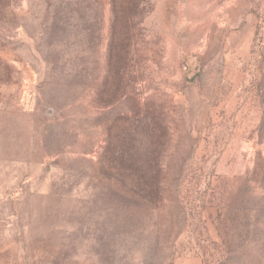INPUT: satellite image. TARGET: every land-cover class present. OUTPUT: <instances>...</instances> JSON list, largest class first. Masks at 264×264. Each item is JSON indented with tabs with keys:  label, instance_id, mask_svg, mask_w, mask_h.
I'll use <instances>...</instances> for the list:
<instances>
[{
	"label": "rangeland",
	"instance_id": "374dc122",
	"mask_svg": "<svg viewBox=\"0 0 264 264\" xmlns=\"http://www.w3.org/2000/svg\"><path fill=\"white\" fill-rule=\"evenodd\" d=\"M151 100L156 194L107 153ZM0 264H264V0H0Z\"/></svg>",
	"mask_w": 264,
	"mask_h": 264
},
{
	"label": "trees",
	"instance_id": "16d2710c",
	"mask_svg": "<svg viewBox=\"0 0 264 264\" xmlns=\"http://www.w3.org/2000/svg\"><path fill=\"white\" fill-rule=\"evenodd\" d=\"M132 8L134 12H137L139 10L138 4L135 2L132 5ZM122 9L119 8L116 12V9L114 10V16H115V25L116 21L119 18L118 12H122ZM115 33L112 34L113 41L117 44L119 42L115 41L114 37ZM129 44V35L128 32L125 31L123 28V31L120 36H118L119 40H122L123 42H126ZM127 50L122 45H110L108 52H107V80L106 84L108 92H113L116 90H119V88L124 87L123 81L125 79L126 71H125V65H126V58H127ZM115 86V88H113ZM124 93L121 94L123 96ZM111 104H114L112 102ZM150 106L153 105V102H149ZM156 106V107H154ZM147 118L148 120L146 121ZM125 119V118H124ZM137 120H145L142 122L133 123L132 132L128 134V137L123 138L120 135L124 134V130H121L122 134L116 135V130H118V126L120 124H124V120L122 121H115L113 124L112 130L114 131V138L116 141H114L113 144L116 146L109 147L107 153H109V159L112 160L114 157H118L119 161L124 160V157H140L141 149L146 148L147 150V157H152L151 159L147 160V168L149 171H154V175L150 177H139V181L137 182H131L132 186L137 188H145L148 189L150 192L155 193L157 192V189L159 188V173L162 170V165L159 161L155 159V157H158V151L161 149H167L171 145V128L170 125L166 119V111L163 107L162 103H156L154 104L151 109L146 112V117L144 118H136ZM120 123V124H118ZM144 140L145 143H144ZM139 154V156L137 155ZM135 155V156H134ZM160 156V154H159ZM106 157V156H105ZM143 164L140 166L141 169H143L145 165V161L142 162ZM135 167V165H133ZM139 168V167H138ZM139 168V169H140ZM164 168V165L163 167ZM163 176V175H162ZM120 180H124V177H121ZM129 180H133L132 178H129Z\"/></svg>",
	"mask_w": 264,
	"mask_h": 264
}]
</instances>
